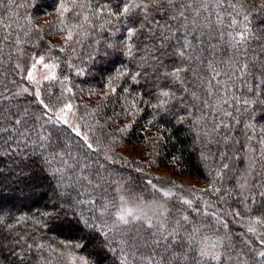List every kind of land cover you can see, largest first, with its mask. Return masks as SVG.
Here are the masks:
<instances>
[{
    "label": "trees",
    "instance_id": "obj_1",
    "mask_svg": "<svg viewBox=\"0 0 264 264\" xmlns=\"http://www.w3.org/2000/svg\"><path fill=\"white\" fill-rule=\"evenodd\" d=\"M125 2L76 0L73 4L72 0H3L0 3V127L8 129L0 132V240L8 248L7 252H0L5 258L0 264H5V260L7 264H21L17 255L23 258L22 264H46L49 258L51 264H72V257L80 264L81 256L98 261L99 256L90 255L94 249L85 252L72 247L78 233L54 227L53 215L75 210L83 212L85 218L93 216L100 224L96 216L103 211L104 204L111 205L118 199V186L128 198H160L150 191L146 181H158L155 169L169 167L175 174H188L201 185L189 188L176 183L182 197L168 202V209L172 210L167 217L169 226L174 218L186 215L189 222L181 221V235L196 225L205 230L214 227L221 236H226V254L211 264H264V257L258 253L259 240L264 241V225H256L255 233L248 231L250 218L264 219L261 212L264 196L260 195L264 192V144L258 143L264 136L259 131L264 127V103L254 104L247 111L242 104H224L223 108L231 111L235 120L218 112L216 107H206L204 100L209 105L220 104L219 95L223 93L216 87L213 91L217 95H207L201 80L208 72L202 62L173 55L175 40L166 43L169 54L163 57V67L156 59L160 52L153 45L159 43V37L153 32H160L168 15L166 9H149V19L142 21L143 13L139 9L128 16L120 15ZM61 3L69 10L62 12ZM238 3L244 5L251 29L243 48L239 51L231 48V37L225 34L220 39L214 30H205L206 35L201 39L206 44L201 47L215 44V55L210 58L217 63L227 61L230 56L246 62L249 71L236 81L232 91L264 102V0H238ZM217 10L227 25L229 17L223 10ZM153 20L160 26L152 24L153 32H150L148 25ZM141 22L144 27L140 26ZM224 25L220 26L224 33L235 35L236 30H243ZM129 28L136 29L134 35L129 36ZM69 31L71 40L67 39ZM23 51L43 56L45 63L56 65L57 79L40 85L39 99L48 105L51 111L47 115L54 119L64 104L71 103L80 132L89 137L92 149L68 126L48 121L34 93L18 94V87L25 83L17 67ZM204 57H209L208 51L201 54L202 60ZM219 66L228 70L223 64ZM176 67L187 69L179 74V80L165 74ZM137 72L139 76L135 75ZM69 88L71 92L67 91ZM162 91H169L170 96H161ZM193 92L198 98L193 97ZM250 112L254 120L249 119ZM35 116L40 119L34 120ZM17 118L21 124L13 123ZM25 123L31 134L21 138L17 130H22ZM246 123L254 124L257 131L247 129ZM41 126L49 134V142H41L36 132L31 131ZM137 144L144 145L145 159L131 160L119 152L123 145ZM246 150H251L253 157V175L242 186L238 177L245 175L246 178L247 172L245 157L240 154H246ZM55 152L64 155L53 159ZM235 155L239 157L238 167L232 170L225 188L222 178L227 180L229 171L224 165L229 166ZM43 156L52 163H43ZM61 159L72 167L62 164ZM34 162L43 164L45 170ZM57 168L62 172L56 173ZM85 176L87 180L83 179ZM210 188L220 191H207ZM180 199L192 200V205H184ZM69 200H95L96 203L70 208ZM115 210L109 207V211ZM207 213H215L219 220ZM104 219L111 224L108 213ZM128 227L130 231L126 235L122 236L119 230L109 234L114 237L110 244L115 251L107 254L104 264H141L139 257L144 249L129 248L125 244V261L121 257L120 241L150 243V230L140 223ZM135 227L140 231L131 230ZM17 240L19 244L15 243ZM37 243L51 247L38 252ZM29 244L33 245L31 249L27 248ZM175 244L173 240L165 250L161 243L157 251L167 255ZM191 259L190 255L189 261H180V264H191Z\"/></svg>",
    "mask_w": 264,
    "mask_h": 264
},
{
    "label": "snow or ice",
    "instance_id": "obj_2",
    "mask_svg": "<svg viewBox=\"0 0 264 264\" xmlns=\"http://www.w3.org/2000/svg\"><path fill=\"white\" fill-rule=\"evenodd\" d=\"M2 2L3 0H0V3ZM72 2L75 4L76 0H72ZM79 7L82 8L84 5L81 3ZM262 7H264V5H262ZM60 8L62 12L69 10L63 3L60 4ZM162 8L166 9L168 13L165 18V23L160 26L158 21L153 20L150 21L148 25V30L150 32H153L151 27L152 24H157L161 27L159 33L153 32V34L158 35L159 37V43L154 44L153 47L156 51L160 52V56L156 57V59L160 61L162 67L163 57L169 54V51L165 50L166 43L169 40H175L171 49V53L173 55H178L186 60L200 61L207 69L208 75L204 76L201 80V83L205 86L207 95H217V93H214L213 91L216 87H218L219 91L223 93V95H219V100L221 101L220 104L209 105L208 100H204L203 103L206 107H216L218 112H223L225 116L232 117L235 120L236 117L233 116V113L223 108L224 104H231L233 106L242 104L245 106V110L247 111L249 107L254 104L264 103L262 101H256L252 98L238 96L232 91L236 81L241 80L242 76L247 74L249 71V65L246 62L236 60L234 56H230L227 61H219V63H217L210 58L215 55L216 45L208 44L206 47H201V45L206 44V42L201 39V37L206 35L205 30H214L220 39H222L225 34L231 37V40L229 41V46L231 48L237 51L243 48L249 38L248 34L251 32V29L248 27V24L250 23L249 16L247 12L244 11L243 4L238 3V0H149V2H145V0H127V2L123 4L120 15L128 16L134 10L139 9L140 12L143 13V21L149 19V9L160 11ZM217 9L223 10L224 14L229 17V23L227 25H224V18L221 15V11H218ZM100 11L103 12V8H101ZM213 17H215V19H213ZM84 20L87 21L88 17L85 16ZM169 20L177 23H169ZM221 25H224L227 28L243 30H236L235 35L231 32L224 33L220 31ZM140 26L144 27L142 22ZM135 31V28H129V36L134 35ZM177 33H179V35H177ZM208 34H210V32ZM67 39H72V33L70 31ZM198 51L200 54H198ZM204 51L209 52V57H204L202 60L201 54ZM128 54H132L131 46L128 47ZM37 63L48 69H54L56 67L55 64H45L43 56L38 58ZM220 64H223L228 70L225 71L219 66ZM17 67H19V65ZM32 67L35 68V64L32 65ZM186 70L187 69L182 67H176L173 71L166 72L165 74L179 80V74ZM135 75L139 76L140 73L137 72ZM222 77L225 79H221ZM26 79L30 82H34L32 72H28ZM44 79L55 80L57 77L53 73L52 75H46ZM133 79H135V76H133ZM112 90L115 91V89ZM238 90L239 89L237 88V91ZM23 91L27 92L28 89L25 88ZM67 91L71 92V89L69 88ZM249 91H251V89H249ZM160 95L163 97H169L170 92L162 91ZM192 95L193 97H196L195 92H193ZM34 96L37 98V102L45 110L43 115L47 116L48 121L53 124L62 123L64 125H68L76 136H80L85 141L87 148H93V145L91 143H87V137L82 136L78 128H72L71 125H69V121L65 114L73 109V105L71 103L64 104L63 107L60 108L59 114H57L54 119L52 116L47 115L51 109H49L48 105L45 104L42 99H39V90H34ZM229 96H231V99H229ZM163 102L164 101H161V103ZM237 111H239L238 107ZM33 119L39 120L40 117L35 116ZM200 119H203V117ZM249 119H255V116L251 112L249 113ZM13 123L21 124V120L17 118L13 121ZM221 124H223V121H221ZM224 126L227 127L228 125ZM244 126L253 133L257 131L256 126L252 123H246ZM4 131H8L7 127H0V132ZM17 131L19 132V136L21 138H25L27 135L31 134L27 123H25L22 130ZM31 131L36 132V135L41 142H49V134L43 129V126H41L40 129L33 128ZM259 131L264 133V127L260 128ZM225 139H227V137H225ZM7 140L8 138L6 137L5 142ZM14 143H18V141H14ZM33 143H35V141H33ZM258 143L264 144V136H261ZM63 155V153L55 152L53 153V159H55L56 156L63 157ZM69 155H71V153H69ZM42 161L43 163L49 165L52 163V160L47 156H43ZM34 163H36L38 167H41L42 170H45L43 169V164L39 162ZM61 163L67 165L69 168L72 167V165H68V162L63 159H61ZM224 167L227 168V164H225ZM55 172L61 173L62 170L61 168H57L55 169ZM24 179H28V177H24ZM83 179L87 180V177L85 176ZM88 183L91 184L92 182L88 180ZM146 183L150 186L151 192L162 198L153 199L149 204L143 205V207L152 208L155 216L160 218L158 220H154L143 211L142 198H139L140 202L130 206L125 195H120L117 200L112 202L111 205L107 203L103 205V211H100L99 215L96 216V219L100 220V224L95 222L93 216L85 218L83 212H76L75 210H65L62 213L55 215L51 213L49 214L53 215L52 224L54 227H60L66 229L67 231L78 233V235L73 238V248L82 249L85 252L92 248L94 250L90 253V255L100 257L98 261H90L88 258L81 256L79 257L80 264H104V261L107 259V254L115 251L110 244V240L114 237H110L109 234L113 233L114 230H119L122 236L126 235V233L130 231L128 226H134L137 222L150 230L149 235L152 237V240L150 243L141 244L138 240L135 242H129L122 239L120 241V252L122 259L125 261L127 260V256L124 255L125 244H127L129 248L144 249L139 257L141 264H174V262L175 264H180V261H189L190 255L192 258L191 264H211L212 261H220L223 258V255L226 254L225 240L227 237L221 236L219 234V230L214 227H208L207 230H205L203 227L196 225H193L190 231L185 230V235H181V221L189 222V217L181 215L178 218H174L171 221V226H169V221L167 219L169 213L172 211L168 209L167 202L175 196V193L171 189L165 190L164 188H158L151 180L146 181ZM207 191L219 193L220 189L210 188ZM260 195L264 196V192H261ZM67 203L70 205V208H74V206L84 203L94 205L96 201L76 200L73 202L72 200H69ZM180 203L191 206L192 200L180 199ZM57 207H60V205H57ZM109 207H113L116 210L109 211ZM261 212L264 213V209H261ZM105 213H108V215L112 218L111 224L104 219ZM93 215L95 216V213ZM207 215L212 216L213 219L219 220V217L215 213H207ZM236 215L238 216L239 213L237 212ZM249 223L251 226L248 228V231L255 233V226L264 225V219L257 216L250 218ZM131 230L139 232L140 228L135 227ZM168 237H171V239H168ZM177 237H179V239H177ZM173 240H176V244L170 251H168L167 255H161L159 251H157V248L161 243H163L165 250H168L172 245ZM261 242L264 243V241ZM15 243L19 244L20 241L17 240ZM32 247L33 245L31 244L27 245V248L29 249ZM50 247L51 246H46L42 243H37L35 245V249L38 252L47 251ZM222 249L225 250L223 253L221 251ZM7 251L8 248H6L4 241L0 240V252ZM52 251H56L58 255H63V253L58 252V250L53 249ZM259 255L264 257V251H261ZM3 259H5L4 256L0 255V260ZM17 259L21 260L22 264L23 258L17 255ZM39 259H43V257H39ZM5 264H7L6 260ZM46 264H51L50 258L46 261ZM72 264H76V257H72Z\"/></svg>",
    "mask_w": 264,
    "mask_h": 264
},
{
    "label": "rangeland",
    "instance_id": "obj_3",
    "mask_svg": "<svg viewBox=\"0 0 264 264\" xmlns=\"http://www.w3.org/2000/svg\"><path fill=\"white\" fill-rule=\"evenodd\" d=\"M38 58L39 57H37L33 53L28 54L26 51L22 52L21 60L19 63V70H20V73L22 74V76L25 78V81H24L25 83L21 84L18 87L17 91H18L19 95L32 94V93H34L35 89L39 90L40 85L43 82L47 81L44 79V77L46 75H52L54 73L56 76V67L54 69L45 68L43 65L37 63ZM34 64H35V68L32 67V65H34ZM45 64H48V63H45ZM28 72H32V74L34 76V82H30L29 80L26 79ZM28 81L31 83L32 86L28 84L29 83ZM25 88L28 89L27 92L23 91V89H25ZM65 115L69 121V125H71L72 128H78L80 130L79 124H78V119H77V113H76V110L74 109V107L71 111L66 112ZM66 126H68V125H66ZM82 136H86L87 137V143H90V139L87 135L82 134ZM247 145L248 144H246V148L248 149ZM249 151H251V150H249ZM249 151L246 150V154L245 153L240 154L241 157L242 156L245 157L244 160L246 161L245 162L246 167L244 168V170H246V172L248 173V174L246 173V176H247L246 178H245V175H242V177L241 176L238 177V181L240 182V185H242L243 183H244L243 185H247L246 183H248L250 181V179L252 178V175H253L252 171H253L254 162H253V157L251 156V153ZM119 152L123 156H125L126 158L131 159V160L140 161L142 159H145V157H147L146 150H145V147L143 144H137L134 146L123 145L120 147ZM238 163H239V157H238V155L237 156L235 155V157H233V161L229 164V166L227 168V170L229 171L226 174L227 180L225 179V177L222 178V184L224 185L225 188L228 186L227 182L230 180V178L233 175L232 170L237 169ZM155 174H156V177L159 178V180L158 181L154 180L152 183L154 185H156L158 188H164L165 190L171 189L175 193V196H173L171 199H173L174 197H177V198L182 197V195H181L182 192L180 191V189H178L179 187L177 186L176 183H181L182 185L187 186L189 188H199V186H201L195 181L194 178H192L188 174H175L174 169L172 167L155 169ZM122 192H123V188L118 186L117 187L118 197L120 195H125ZM126 198L129 201V205L132 206V205L140 202L139 198H142V197H139L137 199H132V198H128L126 196ZM158 199H162V198H158ZM151 201L152 200H147V199L142 198V207H143V205L149 204ZM168 202H169V200H168ZM168 202H167V207H168ZM143 211L145 213H147V215L149 217H152L154 220L160 219L159 217L155 216L154 210L150 207H143ZM137 223H139V222H137ZM261 241H262V239H260L259 243H258V245L260 246V248L258 249V253H260L261 251H264V243H262Z\"/></svg>",
    "mask_w": 264,
    "mask_h": 264
}]
</instances>
